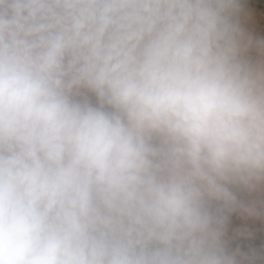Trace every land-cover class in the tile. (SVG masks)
Instances as JSON below:
<instances>
[{
    "label": "clouds",
    "instance_id": "1",
    "mask_svg": "<svg viewBox=\"0 0 264 264\" xmlns=\"http://www.w3.org/2000/svg\"><path fill=\"white\" fill-rule=\"evenodd\" d=\"M241 15L0 0V264H264L228 228L264 223V40Z\"/></svg>",
    "mask_w": 264,
    "mask_h": 264
},
{
    "label": "crops",
    "instance_id": "2",
    "mask_svg": "<svg viewBox=\"0 0 264 264\" xmlns=\"http://www.w3.org/2000/svg\"><path fill=\"white\" fill-rule=\"evenodd\" d=\"M241 2V28L245 35L254 41L264 40V0H241ZM238 196L243 201L252 199L247 193L238 192ZM228 228L230 233L248 229L261 234V222L248 218L242 210L236 211L235 223Z\"/></svg>",
    "mask_w": 264,
    "mask_h": 264
},
{
    "label": "built area",
    "instance_id": "3",
    "mask_svg": "<svg viewBox=\"0 0 264 264\" xmlns=\"http://www.w3.org/2000/svg\"><path fill=\"white\" fill-rule=\"evenodd\" d=\"M236 220V211L229 215L228 227L232 226ZM261 236L264 237V223H261Z\"/></svg>",
    "mask_w": 264,
    "mask_h": 264
}]
</instances>
